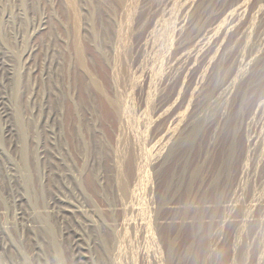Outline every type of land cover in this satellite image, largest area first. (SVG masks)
Here are the masks:
<instances>
[{"label": "rangeland", "instance_id": "1", "mask_svg": "<svg viewBox=\"0 0 264 264\" xmlns=\"http://www.w3.org/2000/svg\"><path fill=\"white\" fill-rule=\"evenodd\" d=\"M0 1L7 10L17 7L23 23L17 29L7 24L9 33L0 37V56L16 62L13 79L0 74V94L13 108L15 76H22L21 116L50 123L68 174L58 170L62 178L52 180L43 199L86 209L66 222L55 219L56 233L78 231L89 248L81 259L73 257L72 233L66 235L68 264H114L108 245H114L121 206L111 188V166L123 148L145 153L141 201L149 235L159 240L161 264H264V0ZM42 18L48 24L38 31ZM75 27L85 45L80 75L71 56ZM79 114L83 143L71 130ZM4 147L1 159L20 162L21 148ZM89 173L98 179L93 186ZM7 190L0 193L1 225L21 246L18 206ZM20 192L32 194L24 187ZM24 204L33 217L44 210H34L27 199ZM127 231L134 248L117 264L154 263L151 249L141 256L146 249L139 230Z\"/></svg>", "mask_w": 264, "mask_h": 264}, {"label": "bare ground", "instance_id": "2", "mask_svg": "<svg viewBox=\"0 0 264 264\" xmlns=\"http://www.w3.org/2000/svg\"><path fill=\"white\" fill-rule=\"evenodd\" d=\"M70 1H73V0H70ZM19 3H20V1H19ZM27 3H28V1H27ZM22 4L24 5V2ZM9 6H11V5H9ZM16 6H19V5L16 4ZM24 7H26V3H25ZM24 7L21 8L22 13H26V12L29 13L30 10L29 9L27 10L26 9L27 7L26 8H24ZM7 9H8V7L4 8V4L0 1V37H2L5 33L6 34L9 33V29H7V24L8 25L10 24V27L12 29L14 27H16V29H17V25L20 23L23 24L21 22V20H20V23H18V21H19L18 17H20V15H19V11H18L17 7L14 8V10H7ZM70 11H71V9H70ZM20 13H21V11H20ZM26 15H27V13H26ZM78 16H79V14H78ZM26 20H27V18H26ZM25 23H28V22L26 21ZM46 23H47V21L45 20V18H42L41 28H39L38 31H43V29L46 28L45 26H47ZM34 25L35 24H33L32 27ZM38 25H36V27ZM28 26H30V25H28ZM39 27H40V25H39ZM26 28L29 29L28 27H26ZM19 29H20V27H19ZM35 30H37V29H35ZM10 32H11V30H10ZM30 32H32V31H30ZM69 32H71V31H69ZM81 32L82 31H80V29L78 27H75L74 32H73L74 40H72L73 41V47H72L73 48V55H71V56H73L72 58H73L75 68H76L75 72L78 75H80V71L82 70V68L86 64V63L84 64V60H85L84 59V46L85 45L83 44ZM32 34H35V33H32ZM32 34H31V36H32ZM28 36L29 35H27L26 37H28ZM18 37L19 36L17 34V38ZM36 39H37V37H36ZM28 40H30V39H28ZM32 40H35V38ZM30 42H31V40H30ZM34 42L35 41H33V43ZM26 46H28V45H26ZM37 46L38 45H36V47H34V48H37ZM25 48H27V47H25ZM28 48H29V46H28ZM30 49H32V48H30ZM27 50H29V49H27ZM4 51H5V49H4ZM5 52H7V51H5ZM71 54H72V52H71ZM1 55H2V53H1ZM23 63H24V61H23ZM15 64H16V62L15 63H10V61L8 62L5 59V56H3V55L0 56V74L2 73L5 75V77L7 76V78H9V79L10 78L13 79V77H14L13 71H14ZM18 64H20V63H18ZM29 65L30 64H28V67H29ZM26 66H27V64H26ZM26 66H24V69ZM28 67H26V68L28 69ZM85 67H86V65H85ZM18 69L20 71V68H18ZM15 77H17V79L15 78V83L13 84L15 86H14V92L12 95L14 97L13 98L14 100L11 99L12 101H15V103L14 102L12 103V104H15V105H12L13 108L9 109V107H7L6 96L4 94L3 95L0 94V120H1V124H0L1 131L0 132H1L2 142H3V147L4 146L6 147L8 145V148L11 147V149H12V147L13 148H17V147L21 148L20 154H22V155L19 158L20 162H18V161L16 162V160H14V162H8L9 160L8 161L5 160L4 159L5 157L3 159H1V157L3 155L1 153V150L3 149V147H0V165H5V166H3V167H5L4 170H0V193L1 192L7 193L8 188L10 189L9 191H11V193H14L15 204L18 206L17 210L15 211L16 213H14L15 214L14 217H16L22 224V227H20V228H23V236H24L23 241H24V243L21 246H19V244H17V242L15 241L14 238H12L11 236L9 237L6 233H4L6 230H9V229L5 230V228H3L4 226L1 225V223L3 222V218H5V215H4L5 212L1 211L2 204H0V264H68V262L66 260V258H67L66 254L67 253L64 249V246L62 247V245H63L62 241H63V239H65L66 235L70 236L72 231L71 230L68 231V228H65V229L61 228V231L56 233V227H55L56 221H55V219L66 222L68 217L80 216L83 214L84 211H86V209H84V211H83V209H79L77 207H75V209H74L72 206L68 205L64 199L63 200L60 199L59 202H56L55 201L56 199L53 200V202L52 201L50 202V200H49V202L44 201L43 196L47 193L48 189L52 185V180L57 179V177L62 178V177H60L61 175L58 173V170H60V169L62 170L63 177H67L68 174H66L64 171V164L62 163L63 157H61L59 155V153H56L54 150V146H56L55 141L57 140V134H56L55 130L53 129V127L50 125V123H47L48 121H45V122L39 121V123L40 122L41 123L38 124V123H35V121L33 122V120L30 119L32 117H28V119H27L24 116L23 117L21 116L23 114L22 113V104H24L23 103V97H22L23 94H21V93L26 92V91H23L24 90L23 89L24 81H22V76L18 78V75H16ZM77 77H79V76H77ZM27 86H29V84L28 85L26 84V87ZM25 90H26V88H25ZM11 91H13V90H11ZM1 93H3V92H1ZM12 96H11V98H12ZM45 105H43V106H45ZM10 107H11V105H10ZM79 107H80V105H78L77 110L79 109ZM116 107H118V106H116ZM40 111H41V108H40ZM42 111H44V109ZM43 117H44V115H43ZM43 117H41V118H43ZM118 121H119L120 126L121 125L125 126V123H124L125 120L124 119L118 118ZM115 122H117V121H115ZM71 124H72V129H71L72 130V137L74 138V140L78 138L77 140L79 141V143H81L82 142L81 139L83 137V134H85V133H84V128H83V121H82L80 114L77 116L75 115L74 118L72 117ZM34 127L37 128V130L34 131L33 130ZM71 130H69V131H71ZM118 133H119L118 135H120V131ZM33 136L36 137V139L32 138ZM124 137L127 138L128 135H123V140H124ZM19 140H20V143L22 146L19 144ZM7 142H9V143H7ZM57 142H59V141H57ZM116 144L118 145V139H117ZM0 145L2 146V143ZM33 146L34 147L36 146L35 147L36 149L34 151V153L36 155L33 153V151H32V153H30L31 150H33V148H32ZM57 149H58V147H57ZM114 153H115L114 156L116 159L114 160L115 164L111 166V170H112L111 181L113 180L111 188L113 189V193L115 194L116 198L119 199L118 201H120L119 206H121L120 209L117 208V209H119V211H121V217L115 223L114 229H117V231L116 230L113 231L114 235H115V237L113 236V240H114L113 244L114 245L111 248L109 247V246H111V243H110V245H108V248L112 249V254L114 257L112 259L114 261V264L118 263L117 262L118 259L120 257H122L123 254H126L127 250L130 252L133 251L134 247H132L130 244H128V242H130L131 237H132L131 233L127 231L130 228L138 229L139 232H137V235L145 242L146 251H144L143 255H141V256H146L147 253H150L149 249H151V252L153 253L152 258L154 261V263H152V264H161L162 263L161 262L162 261L161 260V250H160V246L158 245L159 240H158V237H154V235L153 236L149 235V233H150V229H149L150 228V221H147L146 218L144 217L145 206H144V203L141 201V198L143 197V191H144L143 189H145L143 187V185H144V182L146 181V163H144V161L146 160L145 153L143 151H139V152L135 153V152H132V150L130 152L128 150V148L120 149L119 151H117V153L116 152H114ZM4 155H6V154H4ZM11 155H13V153ZM7 156H8V154H7ZM10 158L11 157H9V159ZM91 164H93V163H91ZM41 174H43V179L45 178V183L43 186H40V183H41L40 181H41V177H42ZM89 175H90L89 176L90 177V184L93 186L94 183H97V180H98L97 176L95 177L91 173H89ZM139 185H140V187H139ZM21 187H24V189L26 191H30L32 193L29 195L30 198H28V194L26 197L21 195V192H20ZM88 189H90V188H88ZM49 193H50V191L48 192V194ZM147 194H148V192H147ZM60 197H62V196H60ZM26 199L28 202L30 201V203H32V206H34V208H35L34 210H37L40 207H42L44 209L43 211L37 210L39 212L38 218H37V216L33 217V215H32L33 212H32V214H30L27 211V208L26 209L24 208V205H25L24 203H25ZM161 201L162 200L159 199V202H157L156 206L154 204L152 205V206H155L154 210H157L159 212V210L161 209ZM14 208H16V207L14 206ZM87 210H89V209H87ZM36 215H37V213H36ZM133 216L136 218V220H133ZM74 225H75V223H74ZM87 227H88V223H87ZM109 235H111V233ZM23 236H22V238H23ZM71 236H72V238H71L72 240H71V246L69 249H70L73 257L75 256L76 258L81 259V257L86 256V254H87L86 251L89 248H87V246H86L87 244H85L84 238L82 237L80 232L73 231ZM107 237H108V235H107ZM147 242H148V244L146 245ZM149 243H150V245H149ZM105 245H104V247H105ZM65 248H66V246H65ZM107 253H108V251H107ZM111 257L112 256L110 255V258ZM113 261H111V262L113 263ZM74 262H72V259H71L70 263L74 264Z\"/></svg>", "mask_w": 264, "mask_h": 264}]
</instances>
